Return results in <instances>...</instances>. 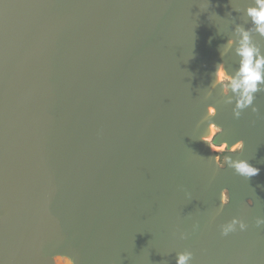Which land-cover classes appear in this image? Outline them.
Here are the masks:
<instances>
[{"label":"water","instance_id":"obj_1","mask_svg":"<svg viewBox=\"0 0 264 264\" xmlns=\"http://www.w3.org/2000/svg\"><path fill=\"white\" fill-rule=\"evenodd\" d=\"M248 3L0 0V264H264V92L239 119L207 96ZM208 104L258 175L208 160ZM233 217L247 230L221 236Z\"/></svg>","mask_w":264,"mask_h":264},{"label":"clouds","instance_id":"obj_2","mask_svg":"<svg viewBox=\"0 0 264 264\" xmlns=\"http://www.w3.org/2000/svg\"><path fill=\"white\" fill-rule=\"evenodd\" d=\"M233 9L241 14L240 19L243 23H236L235 18H231L229 13L230 31L218 27V34L226 36L227 41L218 46L221 62L215 66L214 79L207 88V96H212L214 91L219 92L224 104L233 105V118L239 119L249 108L252 113H259L254 101L257 93L264 92V46L254 39L255 35L264 38V0H250L246 7L236 6ZM228 61L233 65L231 71L226 66ZM217 112L218 108L215 104H208L207 114L202 117L198 125V127L206 125L199 135V141L206 143L215 154L208 157V160L213 161L219 170L231 168L236 175L245 179L258 175L259 168L251 165L247 159L238 158L242 156L245 148L244 139H237L231 144L229 139L217 142L218 137L224 133V128L214 120ZM252 123L254 124L255 121ZM185 195L191 200L190 193L186 192ZM230 203L231 190L224 187L220 192L221 208L229 206ZM244 203L249 208L256 206L253 196H248ZM255 226L257 228L264 226V217H256ZM219 228L221 236H228L237 231H246L248 225L244 220L233 217ZM198 229L199 224H194L193 231ZM180 238L186 239L187 234L181 233ZM192 260L193 253L187 249L176 253V264H192ZM52 262L75 264L69 256L61 254L54 255Z\"/></svg>","mask_w":264,"mask_h":264}]
</instances>
